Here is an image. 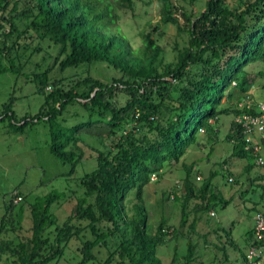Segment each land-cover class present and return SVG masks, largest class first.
Masks as SVG:
<instances>
[{"label":"trees","instance_id":"16d2710c","mask_svg":"<svg viewBox=\"0 0 264 264\" xmlns=\"http://www.w3.org/2000/svg\"><path fill=\"white\" fill-rule=\"evenodd\" d=\"M156 1L160 23L148 21L151 30L139 31L140 45L134 48L119 24L121 15L133 11L134 0H0V75L20 72L23 64L16 65L12 53L22 47L24 53L29 49L28 75L35 92L43 96L39 111L20 120H16L11 97L2 105L0 119L8 118L17 132L29 121H43L49 132V150L70 165L68 175L85 160V136L98 137L101 145L91 147L95 166L76 180L81 193L71 191L74 206L63 221L51 206L66 193L52 190L30 204L25 233L2 238L15 205V195L11 196L0 222L1 264H63L68 249L75 262L67 264H163L157 248L166 242L165 236L171 234L176 239L182 235L179 229L170 230L164 220L156 233L146 231L143 187L152 174L160 175L167 166L178 163L198 142V132L215 134L214 122L220 115L234 116L242 111L238 102L251 95L250 88L264 77V68L255 72L248 68L264 62V0H240V4L236 0H205L201 11L189 8L196 0H188L184 6L173 0ZM167 23L175 24L184 39L175 41V57L165 62L157 31ZM42 42L56 54L43 51ZM41 50L40 61L31 62ZM97 63L116 75L107 79L91 76V66ZM55 65L60 78L50 76ZM67 68L80 69L72 75L75 81L64 76ZM47 86L50 91L45 90ZM232 86L238 91L235 98L229 90ZM73 106L83 112L76 116L78 121L68 125L71 115L67 111ZM226 139L232 143V156L253 159L244 150L234 120ZM254 165L253 160L247 163L245 171ZM184 168L180 225L187 220L190 198L202 201L196 212L213 209L218 200L228 203L213 191L215 173L195 186L192 165ZM261 179L259 173L252 181ZM22 213L20 210V217ZM197 220L189 225V234ZM246 240L248 248L258 244L253 226ZM102 249L104 257H100ZM194 251L195 244L188 239L182 264L192 262ZM241 255L244 260L246 253Z\"/></svg>","mask_w":264,"mask_h":264},{"label":"rangeland","instance_id":"374dc122","mask_svg":"<svg viewBox=\"0 0 264 264\" xmlns=\"http://www.w3.org/2000/svg\"><path fill=\"white\" fill-rule=\"evenodd\" d=\"M173 2L184 6L188 0H173ZM204 2L205 0H196L189 8L201 11L204 8ZM235 2L240 4L241 1L236 0ZM121 16L120 29L134 48L140 45L139 31L143 28L151 30L146 24L148 21L152 24L160 23L159 5L156 0H134L133 11ZM177 28L175 24L167 23L161 24L157 31L161 33L158 43L164 49L165 62L175 57V41L180 43L184 39L179 35ZM8 44H11V41H8ZM41 48L43 51L48 49L53 55L56 54V51L46 42L41 43ZM28 50L24 53V47H22L17 53H12L15 64L19 62L23 64L20 72H6L0 75V109L11 97L14 98L12 107L16 120H20L25 115L36 114L43 102V96L35 92L34 84L28 75L30 72L26 63ZM42 50L31 57L30 61L34 63L40 61L44 53ZM1 61L8 64L5 58ZM248 68L253 72L260 68L263 69L264 62L249 64ZM77 72H80V69L73 71L72 68H67L63 74L71 78ZM90 74L93 77L107 79L116 75V72L109 68L106 69L102 63H97L91 66ZM50 76L61 77L57 65L52 68ZM83 76L85 73H82ZM71 80L76 79L73 77ZM262 84H264V77L259 78L250 88L251 94L258 97L257 99H264ZM45 90L50 91L51 87L47 86ZM229 90L233 92V98H235L238 92L235 86L230 87ZM82 112L83 110L77 106L69 107L67 113L71 117L67 124L78 121L79 118L76 116L81 115ZM233 117L232 113L220 115L217 122H214L215 134L198 132V142L190 146L189 151L179 162L167 166L169 169L160 175L152 174L150 183L143 187L142 196L147 210L146 231L149 234L156 233L160 222L164 220L165 225L170 226V230L179 229L182 233L176 239L171 234L165 236L166 242L157 248V255L163 264L184 263L185 259L182 256L186 254L188 239L195 244L193 260L190 264H243L241 254H245L248 250L246 237L248 230L253 226L252 216L256 213L255 209L258 212L264 211V179L255 182L252 179L259 173L264 177V169L253 166L249 172H246V164L252 161L250 157L232 156L233 146L226 139V135ZM210 122L213 123L212 120ZM85 142L87 145L84 162L76 167L72 175H68L70 165L58 160L49 150V132L43 121H29L25 128L17 132L11 128L8 118L0 119V222L6 212L7 202L11 196L15 195L13 197L14 209L8 217V220L11 219L7 225L8 231L1 235L2 238H12L25 233V229L30 224V204L37 197L52 190L64 191L66 196L54 203L51 211L59 221H63L70 214L75 202L71 191L75 190L78 195L81 193L76 180L85 172L91 171L96 163L91 147H101L99 138L95 136H85ZM199 143L201 145H198ZM261 154L264 155V146ZM222 162L224 166L221 167ZM184 165H192L191 180L195 186H200L211 172L215 173L212 179L213 191L228 203L224 205L218 200L213 209L196 212L197 204L202 201L190 198L187 201V220L180 225L182 217L180 202L184 194L182 180L186 174ZM223 168L227 169L230 174L222 170ZM197 176L200 180L196 179ZM234 179L238 181L234 183ZM230 180L232 182H229ZM173 191H176L177 201L174 199ZM17 195H20L22 199L17 201ZM130 197L133 198V192ZM20 210L23 211L21 217L19 216ZM194 218L198 220L194 230L189 234V225ZM20 226L22 227L19 228ZM10 229L14 230L10 231ZM175 254H177L176 257ZM72 256V250L68 249L67 263L68 261L75 262ZM104 256L105 251L102 249L100 257ZM66 261L62 263L67 264Z\"/></svg>","mask_w":264,"mask_h":264},{"label":"built area","instance_id":"2783aa9c","mask_svg":"<svg viewBox=\"0 0 264 264\" xmlns=\"http://www.w3.org/2000/svg\"><path fill=\"white\" fill-rule=\"evenodd\" d=\"M242 111L234 115L233 120L241 131L244 150L250 152L256 166L264 168V99H257L253 94L242 98L238 104ZM203 131V129H201ZM197 179H200L197 176ZM21 200L18 196L17 201ZM253 238L258 244L251 245L243 264H264V214L258 212L253 217Z\"/></svg>","mask_w":264,"mask_h":264},{"label":"crops","instance_id":"0c3cea01","mask_svg":"<svg viewBox=\"0 0 264 264\" xmlns=\"http://www.w3.org/2000/svg\"><path fill=\"white\" fill-rule=\"evenodd\" d=\"M254 216V215H253ZM253 216H252V218H253ZM253 224V223H252Z\"/></svg>","mask_w":264,"mask_h":264},{"label":"clouds","instance_id":"9594fccd","mask_svg":"<svg viewBox=\"0 0 264 264\" xmlns=\"http://www.w3.org/2000/svg\"><path fill=\"white\" fill-rule=\"evenodd\" d=\"M254 166H256V165H254Z\"/></svg>","mask_w":264,"mask_h":264}]
</instances>
